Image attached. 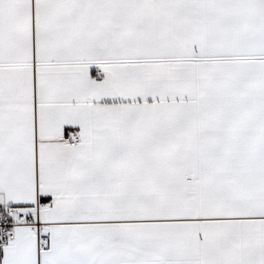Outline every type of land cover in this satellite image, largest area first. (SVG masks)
<instances>
[{
	"label": "snow or ice",
	"instance_id": "1",
	"mask_svg": "<svg viewBox=\"0 0 264 264\" xmlns=\"http://www.w3.org/2000/svg\"><path fill=\"white\" fill-rule=\"evenodd\" d=\"M0 264H264V0H0Z\"/></svg>",
	"mask_w": 264,
	"mask_h": 264
}]
</instances>
